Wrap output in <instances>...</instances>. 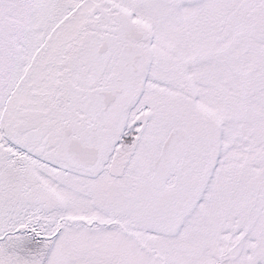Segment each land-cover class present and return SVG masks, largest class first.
<instances>
[{
  "label": "snow or ice",
  "instance_id": "1",
  "mask_svg": "<svg viewBox=\"0 0 264 264\" xmlns=\"http://www.w3.org/2000/svg\"><path fill=\"white\" fill-rule=\"evenodd\" d=\"M0 264H264V0H0Z\"/></svg>",
  "mask_w": 264,
  "mask_h": 264
}]
</instances>
